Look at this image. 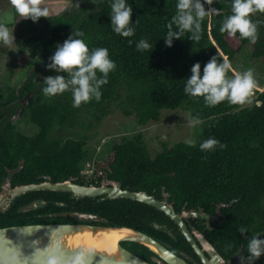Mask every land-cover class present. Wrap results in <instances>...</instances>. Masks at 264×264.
I'll list each match as a JSON object with an SVG mask.
<instances>
[{"label":"trees","instance_id":"16d2710c","mask_svg":"<svg viewBox=\"0 0 264 264\" xmlns=\"http://www.w3.org/2000/svg\"><path fill=\"white\" fill-rule=\"evenodd\" d=\"M112 2L77 0V7L61 13L42 3L41 7L49 10L47 18L42 17L35 23L30 19L20 20L15 30L16 40L42 62L28 70L17 89L18 95L12 91L6 103L30 93L19 115H27L37 132L25 135L8 120L13 109H0V183L8 170L20 163L22 167L13 174L11 185L37 183L45 175L52 182L76 179L83 167L87 135L73 137L62 131L83 119V114L99 113L100 118L111 104L122 101L124 113L133 115L138 124H145L156 120L162 110L184 108L190 118L204 121L195 146L185 142L170 146L163 143L150 156L141 137L136 136L114 144L113 158L106 172L122 187L128 184L148 194H159L163 188L174 200L175 209L187 203L186 209L212 213L216 205L233 200L229 207L220 208L222 216L211 224L206 235L212 243L218 242L222 249H227V255L242 244V253L246 256L248 239L253 234L260 233L264 239V90L255 89L251 103L244 105L226 100L207 106L203 97L185 94L184 87L193 64L200 63L202 75L205 63L213 55L218 61L222 62L224 56L231 61L247 45L254 57L264 55V13L251 17L259 22V38L253 44L241 39L239 33L230 37L219 31L223 20L231 14L232 0H215L211 7L218 13L205 17L198 41L188 39L190 34H186L181 39L173 38L172 46L166 47L167 24L175 15L177 0H126L133 11L130 26L135 31L130 37H122L112 30ZM13 10L9 0H0V13ZM76 31L84 35L74 38L84 40L90 50L107 48L109 58L116 65L107 77L108 82L100 88V100L93 98L79 107H73L71 91L53 97L42 92L43 78L58 74L47 68L49 57L58 44ZM141 39L152 48L138 50L136 45ZM2 49L0 43V52ZM59 74L67 78L66 73ZM209 138L224 147L202 151L200 144ZM32 203L38 206L21 210ZM67 211L93 213L106 218L108 225H126L148 234L154 230L153 223L165 217L155 207L129 198L75 197L68 191L33 190L15 197L7 209L0 211V227L77 223V218L61 214ZM241 226L248 229L245 236L238 231ZM172 232L169 243L188 250L189 245L178 229L175 227ZM254 264H264V256Z\"/></svg>","mask_w":264,"mask_h":264},{"label":"clouds","instance_id":"9594fccd","mask_svg":"<svg viewBox=\"0 0 264 264\" xmlns=\"http://www.w3.org/2000/svg\"><path fill=\"white\" fill-rule=\"evenodd\" d=\"M10 5L21 19H30L34 23L40 18H47L49 10L42 8L43 0H9ZM214 0H177L175 15L167 24V34L164 38L166 47L172 46L173 38L181 39L186 34L188 39L198 41L201 38L202 23L205 17L217 14L218 10L211 7ZM207 5V9L205 7ZM255 13H264V0H232L231 14L222 22L219 31L235 37L239 33L241 39H247L256 43L258 35V23L251 17ZM132 6L126 0H113L111 4L110 23L112 30L122 36L134 35L132 23ZM175 26V30L173 28ZM84 34L80 31L73 32L62 44H58L55 52L49 57L50 63L47 68L58 73L54 76L43 78L42 92L47 97L71 91L73 107H79L82 103H88L93 98L99 101L101 98L100 88L108 82L109 73L115 70V62L109 58L107 48L97 47L89 49L84 40L76 39ZM13 30L10 32L5 23H0V43L4 46L15 44ZM131 43V41H129ZM138 50H150L146 40L141 39L137 45ZM232 72L229 76L228 73ZM59 73H66L61 75ZM99 74V75H98ZM257 82L251 69L240 73L232 69L227 56L218 61L216 55L210 57L203 67L201 75L200 63L191 67V76L187 78L184 92L191 97H203L207 106H216L221 102L228 101L230 104L244 105L251 103ZM190 126L195 127L202 123L198 118H189ZM189 144L195 146L194 141ZM216 146L221 148L219 141L209 138L200 144L202 151L214 150ZM241 236H245L248 229L241 226L238 229ZM247 255L238 257V264H254L261 256H264V239L260 233H255L248 239ZM83 253L74 258L73 264H84ZM48 264H58V258L52 257Z\"/></svg>","mask_w":264,"mask_h":264},{"label":"water","instance_id":"95a60500","mask_svg":"<svg viewBox=\"0 0 264 264\" xmlns=\"http://www.w3.org/2000/svg\"><path fill=\"white\" fill-rule=\"evenodd\" d=\"M77 0L73 7H77ZM25 96V100L28 98ZM22 164L8 170L2 188L10 195L4 200L9 204L15 197L33 190L68 191L75 197H95L105 194L106 198H129L137 200L163 211L179 227L180 232L196 251L203 264H220L221 257L201 234H195L199 244L172 208L164 201L156 200L145 191H131L123 189L117 182L107 186L82 185L69 178L52 182L50 176H43L37 183H28L9 187L10 180ZM233 202L230 201V203ZM37 203L21 208L22 211L35 209ZM228 207L229 204L223 203ZM62 215L75 217L78 223H30L8 225L0 227V264H48L52 257L58 258V264H73L74 258L83 253L84 264H150L129 252L121 243L134 242L145 246L168 264H189L184 257L177 255L161 244L158 240L140 230L126 225H108L106 218L96 214L80 211L62 212ZM193 216H200L199 212H189ZM205 217L208 215L205 214ZM98 222L89 224L87 222ZM205 249L209 258L204 254Z\"/></svg>","mask_w":264,"mask_h":264},{"label":"rangeland","instance_id":"374dc122","mask_svg":"<svg viewBox=\"0 0 264 264\" xmlns=\"http://www.w3.org/2000/svg\"><path fill=\"white\" fill-rule=\"evenodd\" d=\"M74 1L43 0V3L48 4L50 10L61 13L63 10L73 7ZM20 20L22 19L15 14L14 10L0 13V23H5L10 32L13 30L14 36L16 28L20 25ZM1 45L3 51L0 52V102L7 99L12 91L20 87L28 70L33 68V65L41 63L39 56L23 48L21 42L19 43L16 39L12 46H4L2 43ZM251 49L247 45L235 54L230 61L232 69L240 73L251 69L257 82L256 89L264 90V55L254 57ZM123 92L124 90L121 89V93ZM27 102L24 101L21 106L10 104L8 107L13 111L8 118L19 131L31 136L37 132L36 126L29 121L27 115H19L22 106ZM98 115L99 113L92 116L83 114L81 116L83 119L77 120L70 125L69 129L62 131L73 137L87 135V142L84 145V161L95 163L96 167L99 166L97 160H104L106 154L109 153L110 143L118 139H134L139 136L149 155L154 156L162 148L163 143L170 146L177 142L197 141L204 124V121L200 120L202 123L195 127L190 126L188 123L189 111L184 108L162 110L156 120L138 124L133 115L124 113L122 101L111 104L104 116L99 118Z\"/></svg>","mask_w":264,"mask_h":264},{"label":"flooded vegetation","instance_id":"af4514ba","mask_svg":"<svg viewBox=\"0 0 264 264\" xmlns=\"http://www.w3.org/2000/svg\"><path fill=\"white\" fill-rule=\"evenodd\" d=\"M38 64H40V63H38ZM15 94L18 95L17 89H15ZM27 94L30 96V93H27ZM25 96L23 98L17 97L13 101L8 102V103H6V99L2 100V102L0 104V109L1 108L2 109L8 108V106L10 104L16 105L18 103V106H21L22 104H24L23 103L24 101L27 102L29 99V96H28L27 100H25ZM127 140H130V139H125V140L118 139L117 141L110 143L109 153L106 154L104 160H101V159L97 160V162H99V166H97V167H96L97 164H95V163H91L90 161H87V160L84 161L83 167L80 171V175L78 177H76V179H74V181L76 183L82 184V185L107 186V187L111 186L112 182H117L120 185V187L123 189H128L131 191L142 190V189H132V188H130V186L128 184H126V185H124V187H122L119 181L110 178L106 172V169H108V165L113 158L112 147L114 146V144H117V143L119 144V143L125 142ZM131 140H133V138H131ZM3 182H4V180L0 183V211L7 209L13 201V200H11V202H9V204L6 203V201L4 202V200L6 198H8L10 195L8 194V191L6 189L2 188ZM14 186H16V185H11V183L9 185V187H11V188ZM142 191H144V190H142ZM149 195L153 196L156 200L164 201L165 204L171 205L173 210L178 215H180L181 219L186 224L189 232L191 234H193L194 239L197 241L198 244H199V241H198L197 237L195 236V234H201L204 237V239L208 243H210V245L216 250L218 255L221 257L222 260H221L220 264H238V257L243 256L242 244H240L239 248L234 249L230 255H227L226 254L227 249H222V247L219 246L218 242L212 243L206 235V230L208 228L209 229L211 228V224L214 221H219L220 217L222 216L220 208L224 207V206H222L223 203L216 205L214 208V211L212 213H208L203 209H198L196 212H199L200 216H193L192 214H187L189 212H195V210L185 208V205L187 203H184L178 209H175L174 200H172L170 198L169 193L165 192L163 188L159 194L154 193V194H149ZM95 197L106 198L105 194H101V195H98ZM225 204L230 205V203H225ZM158 211H161V210H158ZM161 212H163V211H161ZM205 214H207L208 216L205 217L204 216ZM78 222H82V221L79 220ZM91 222L92 221H89L87 223L99 224L98 222H93V223H91ZM153 225H154V230H151L152 233L151 234L146 233V234H148L151 237L158 240L161 244H163L165 247L170 249L172 252L176 253L177 255H179L181 257H184V259L189 264H203L201 262L200 257L196 253V251L193 249V247L190 245V243L186 240V238L180 232L178 225L168 215L165 214V217H162L161 221L159 223L154 222ZM202 225H204V226H202ZM175 227L178 229V232L187 241V243L189 245L188 250H186V251L182 250L180 247L174 246L172 243H169V240L173 237L172 231L174 230ZM160 230H163L165 233H158ZM121 245L124 248H126L129 252L133 253L134 255L140 257L141 259L147 261L150 264H168L166 261L159 258L156 254L151 252L145 246H142V245L134 243V242H129V241H124L121 243ZM200 247H201V245H200ZM203 251H204V254L209 258L208 252L205 249H203Z\"/></svg>","mask_w":264,"mask_h":264}]
</instances>
